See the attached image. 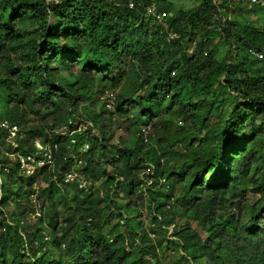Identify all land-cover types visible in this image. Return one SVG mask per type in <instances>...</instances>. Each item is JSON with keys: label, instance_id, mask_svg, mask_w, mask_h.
<instances>
[{"label": "trees", "instance_id": "1", "mask_svg": "<svg viewBox=\"0 0 264 264\" xmlns=\"http://www.w3.org/2000/svg\"><path fill=\"white\" fill-rule=\"evenodd\" d=\"M148 3L0 0V123L18 127L16 147L0 127V264H264V9L158 0L162 25L145 17ZM169 31L179 35L170 43ZM107 89L114 110L97 106ZM114 113L128 132L118 143ZM81 118L91 125L69 134ZM148 125L153 145L143 141ZM35 140L57 149L32 203L36 177L8 154L31 153ZM85 144L75 167L71 154ZM145 162L154 176L144 196ZM73 168L93 182L88 191L63 181ZM238 187L258 195L248 222L221 213ZM178 198L179 225L165 219ZM144 199L172 239L149 236Z\"/></svg>", "mask_w": 264, "mask_h": 264}, {"label": "built area", "instance_id": "2", "mask_svg": "<svg viewBox=\"0 0 264 264\" xmlns=\"http://www.w3.org/2000/svg\"><path fill=\"white\" fill-rule=\"evenodd\" d=\"M157 2L158 0H149V3L146 6V10H145V17H151L155 23L163 25L165 24L167 13L158 10ZM228 2L231 4L241 3V4L247 5L248 7L259 6L260 8L264 9V0H228ZM129 6L130 7L133 6L132 2L129 3ZM178 37H179L178 33L169 31L166 33L165 39L168 43H170L176 40ZM192 50H193V47H191L188 50V52L191 53ZM255 55H257V53H255ZM115 101H116V94L112 90L107 89L100 95V102L102 103V105H104V107L107 110H114ZM112 118L116 119L117 115L114 113ZM69 123H71V121H69ZM87 125H91V124L88 123ZM0 127L7 128L9 130L10 135L8 136V141L11 142L14 147H16L17 145L14 140V136L16 135L18 131L17 125H10L5 121V122L0 123ZM141 131L143 133L142 136H143V141L145 143L150 141V138L154 136V133L152 134L153 130L151 126L149 125L142 126ZM72 133H74L73 130L69 134H72ZM72 142L75 143V140H72ZM56 149H57L56 143L42 144L39 140H35L34 150L31 153L21 154L19 152H15V153L8 154L9 158L18 164L19 170L24 175L36 177V181L34 182L35 191L31 193L29 196V199L32 203H35L37 201V187H38L37 185H38V181H40L41 179L42 171L44 169L52 170L55 166L54 151ZM87 149H88V145L85 144L78 154H75V153L71 154V158L74 159L76 163L75 167L79 165V162H80V161H77V158L80 155H82L84 152H86ZM144 166L145 168L142 169L141 174H140L141 180L143 182V184H141L140 192L145 196L146 188L150 187L152 183V178L154 176V165L150 162H145ZM3 171L8 172L9 168L7 166L3 167ZM61 176L63 177V181L65 183L74 184L79 189H83L85 191H88L90 186L93 184V182L90 179H88L86 176H84V174L77 171V168H73V170L71 171H66L65 173H62ZM0 183H1V179H0ZM160 183L165 185L166 184L165 179L161 178ZM166 186L167 185H165V187ZM144 200L145 201L143 202V205H140L139 207L140 215L144 214L143 208H146L145 211L148 210L147 207L149 203L146 202V199ZM171 200L173 202V198ZM152 216L153 217L157 216L156 212H153ZM158 219L160 220V217H158ZM152 227H155L154 222L152 223ZM147 228L150 229V227H147ZM155 232L156 231L148 230V234L152 239H155L156 237Z\"/></svg>", "mask_w": 264, "mask_h": 264}, {"label": "rangeland", "instance_id": "3", "mask_svg": "<svg viewBox=\"0 0 264 264\" xmlns=\"http://www.w3.org/2000/svg\"><path fill=\"white\" fill-rule=\"evenodd\" d=\"M174 3L175 8L178 9H190L193 7H196L201 0H170ZM222 13V12H221ZM249 17H255V13H250ZM222 17L220 16V18L217 17V15H214L212 18V22L214 25H217L219 27V24L222 23ZM76 69V68H75ZM65 68H63V70L61 71V74L65 75ZM97 90V89H96ZM110 90V89H109ZM114 91V90H113ZM100 97V96H99ZM84 102L87 103L86 99H83ZM85 103V104H86ZM101 104L100 100L97 103V106L99 107ZM97 109V108H96ZM140 108L134 110L132 112V120L136 119L139 116V112H140ZM80 111H82L81 113L84 112L83 108H80ZM85 113V112H84ZM54 117L59 118L63 121V119L65 118V113L64 111H62L61 109H59L57 111V113L54 115ZM86 117V115H84V118ZM86 119V118H85ZM81 118V119H77L74 121V125L75 127H73V132H82L83 130H85L87 128V123L86 120ZM115 122L117 123V119L115 120ZM125 122L122 121L121 123H117L115 124V137L112 140V143H118L119 140L124 139L127 137L128 132L125 129ZM154 133V131H152V134ZM53 134H55V131L53 132ZM154 142V136H152L150 138V141H148L147 143L152 144L153 145ZM41 182V181H40ZM161 184V183H160ZM139 188H141V185L139 186ZM161 190L165 191L164 188H161ZM258 198V195L254 194L253 192L247 190V189H242L240 187L236 188L234 190L233 193V199H232V203L229 204L227 201H223L222 202V206H221V213H224L225 211L227 212L228 215H231V217L233 218H240L241 220H243L244 222H248L249 221V208L252 205V203H254ZM139 203V202H138ZM175 209L169 214L167 213L165 215V219L170 220L172 223L174 224H182L185 223V218L179 213L182 211V207H181V203H180V199L178 198V201L176 202L175 205ZM140 205L137 206V209H139ZM146 208H143V212L144 214H142L140 216V219L142 220V222L144 223L145 227H152V213L148 210L145 211ZM38 212L34 213L32 216H30V223H33L36 219V217L38 216ZM59 213H63V209L59 208ZM134 216H137V213H133ZM150 225V226H149ZM172 225L170 226H165L164 227H153V229L156 231V236L158 238H163L166 237V239H171L172 238ZM170 250L169 248H165L164 250H160L159 251V257L162 258L163 260H165L166 258H168L169 254H170Z\"/></svg>", "mask_w": 264, "mask_h": 264}]
</instances>
